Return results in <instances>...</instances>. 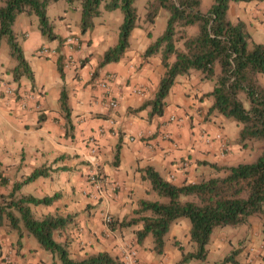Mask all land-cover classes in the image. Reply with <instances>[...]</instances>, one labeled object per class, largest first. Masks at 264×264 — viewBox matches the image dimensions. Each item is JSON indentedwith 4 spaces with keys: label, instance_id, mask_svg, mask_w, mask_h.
<instances>
[{
    "label": "crops",
    "instance_id": "0c3cea01",
    "mask_svg": "<svg viewBox=\"0 0 264 264\" xmlns=\"http://www.w3.org/2000/svg\"><path fill=\"white\" fill-rule=\"evenodd\" d=\"M236 3L239 2L230 3L228 16L234 14L230 11ZM257 9L256 14L250 15L251 19L245 17L247 13L242 16L235 12V20L245 21L253 41L258 35L264 37V2ZM113 14L114 11L103 13L96 19L93 30L85 34L80 32L79 13L73 28L67 24L66 15L60 16L59 22L52 23L62 40L46 39L38 26L34 32H21L23 39L19 41L33 80L25 76L14 78L15 60L6 40L0 42V176L5 178L4 183L0 182V194H8L14 182L34 169L46 168L47 175L24 184L19 193L36 198L58 194L49 204H30V209L38 218L47 214L71 217L56 236L59 241L68 238L72 257L106 251L119 259L125 248L134 247L142 263L175 264L181 258L179 245L185 251L187 245L192 248L187 219H178L170 225L164 252L157 254L150 236L137 241L135 231L140 224L110 230L101 213L109 212L112 218L121 220L132 215L139 199L154 198L149 180L143 177L148 167L168 182L181 185L205 175L204 161L237 164L243 151L236 141L239 126L231 119L208 112L211 98L205 94L213 87L197 72L176 78L162 115L150 116L149 108L135 111L152 98L164 72L158 56L146 59L142 56L155 38L153 24L134 28L124 57L106 65L94 77L103 52L117 41L120 21ZM110 20L114 22L112 26L111 22L108 24ZM70 34L80 42L68 44ZM41 47L54 49L55 55H40ZM59 56H62L63 77L57 69ZM82 58L86 59L83 64ZM106 73L114 74L110 95L118 102L115 108L108 106V95L99 85ZM8 88L13 89V94L6 92ZM62 89L67 94L71 131H67L61 109ZM134 89H140L141 94ZM204 131L211 142H205ZM132 137L135 139L131 140ZM92 141L97 149L96 160L90 166ZM221 141L228 146L225 154L220 149ZM90 167L102 176L99 193L87 181ZM89 190L97 197L90 198ZM30 236L22 225L13 228L4 218L0 225V264H9L8 259L16 264H59L50 253L42 254V247L37 241L31 242ZM217 238L218 235L210 237L209 243L217 244ZM262 244L264 237L249 247L258 248ZM239 255L241 260L233 264H244L248 258L252 264H264V252H249L245 244Z\"/></svg>",
    "mask_w": 264,
    "mask_h": 264
},
{
    "label": "trees",
    "instance_id": "16d2710c",
    "mask_svg": "<svg viewBox=\"0 0 264 264\" xmlns=\"http://www.w3.org/2000/svg\"><path fill=\"white\" fill-rule=\"evenodd\" d=\"M55 1L0 0V42L6 40L10 55L15 60V79L25 76L33 80V72L14 29L17 16L20 13L36 16L42 36L49 40L61 39L54 32V25L48 16V9ZM65 1L71 7L79 5L82 34L93 30L96 19L104 12L119 11L122 16L117 41L103 52L93 72L95 77L99 70L119 61L128 51L131 32L140 26L137 0ZM231 1L252 0H213L207 11L201 10V0H147L146 22H154L158 13L165 12L166 27L161 35L147 45L142 56L145 59L158 56L164 72L152 98L144 101L135 111L149 108L150 116L162 115L166 97L176 78L199 72L203 79L214 82L212 90L205 94L211 98L208 112L222 115L239 125L236 136L239 144L253 141L264 143V86L259 83V75L264 74V43L252 41L245 21L230 20L228 10ZM190 26L197 28L192 34L188 32ZM85 60L82 58L80 63L83 64ZM57 69L63 77L62 56L57 59ZM242 91H245L249 100L247 108L239 98ZM60 103L67 131H71L73 124L64 89L61 90ZM202 136L209 138L205 131ZM118 155L119 145L116 147V160ZM203 164L211 166L215 174L181 185L168 182L152 167L146 168L143 177L149 180L155 197L139 199L131 216L121 220L112 218L108 228L114 230L140 224L141 227L135 231L137 241L142 242L150 236L154 251L162 254L170 225L185 218L190 222L189 240L192 249L185 251L179 245L181 258L175 264H194L207 260V245L215 228L242 226L252 215L264 218V148L252 162L216 164L204 161ZM47 174L46 168L38 167L14 182L8 194H0V225L4 218L13 228L18 229L22 225L59 264H120L117 257L106 251L81 258L72 257L68 238L59 241L56 236L60 235L71 217L47 214L38 218L32 213L30 204H49L58 194L36 198L20 194L19 191L24 184ZM0 182L4 183L5 178L0 176ZM17 244L20 245L19 240ZM235 254L233 252L225 256L221 264L237 263Z\"/></svg>",
    "mask_w": 264,
    "mask_h": 264
},
{
    "label": "rangeland",
    "instance_id": "374dc122",
    "mask_svg": "<svg viewBox=\"0 0 264 264\" xmlns=\"http://www.w3.org/2000/svg\"><path fill=\"white\" fill-rule=\"evenodd\" d=\"M146 2L147 0H137L136 6L138 9V12L140 14V26L141 27H149L148 25L153 24V31L156 34L155 38L163 33L166 27V13L165 12H160L158 13V16L155 18L157 19V23L154 24V22H146L145 15H146ZM212 0H202V6L201 10L202 11H207V9L211 6ZM246 2L249 1H240L239 3L233 4L232 10L230 13L234 14H229V18L232 21H235V14L238 12V14L245 16V13L249 14L248 16H245L248 19H251L250 15H253L254 13L256 14L258 9L257 5L260 4V2H249L246 4ZM230 3H234V1H231ZM242 7H239V6ZM238 8V9H236ZM236 12V13H235ZM78 13L80 14V7L78 4L73 5L72 7L69 6L68 2L65 0H57L53 2L49 9H48V16L52 22H59L61 20L62 15H66V22L73 28L75 26V22L77 21L78 18ZM104 13H109V12H104ZM115 14L113 15H118L119 21H122V16L119 11H114ZM102 19V18H101ZM105 19H103L102 24H104ZM111 22V23H110ZM37 18L34 15L26 14V13H20L15 21V31L16 34L18 35V38L22 41L23 36L22 33L24 30L28 31H33L37 30ZM110 23V24H109ZM111 20L108 22L110 26H112ZM197 30L196 26H190L188 27V32L190 34L194 33ZM34 32V31H33ZM262 35V34H261ZM261 35H258L257 37H260ZM69 36H75L74 34H70ZM254 39L255 42H264V37H260ZM78 38V37H77ZM49 40V39H48ZM253 41V39H252ZM253 41V42H254ZM5 43V41H4ZM116 43V42H115ZM114 43V44H115ZM113 45V44H112ZM200 74L199 72H197ZM209 83L214 85L213 80H208ZM259 83L264 86V74L259 75ZM239 98L242 100V103L244 107H249V100L246 96L245 91H242L239 94ZM238 125V124H237ZM239 126V125H238ZM243 151H241V155L239 157V162H252L255 160V158L258 156V154L261 152V150L264 148V143L262 141H253V142H248L245 145H241ZM215 174V170L209 165H206V170H205V175L204 176H210ZM203 176V177H204ZM202 177H199V179ZM106 214H109V212H102L101 213V218L104 222V216ZM110 215V214H109ZM111 216V215H110ZM112 217V216H111ZM188 220V219H187ZM189 221V220H188ZM105 223V222H104ZM106 224V223H105ZM263 224H264V218L263 216L260 215H252L249 217L248 222L245 223L242 226L238 227H231V226H224V227H218L215 228L211 234V239L214 238L215 236L218 235V243L215 244L213 242H210L209 245L207 246L209 248V255L207 257V260L205 261H199L198 264H221L222 259L233 253L236 252L235 254V260L239 261L241 260V257L239 255V251L245 244L246 247H249L252 242H255L257 240H261L264 237V232H263ZM108 225V224H107ZM223 238V241L220 240ZM30 241L31 242H36L35 238L30 236ZM37 243V242H36ZM128 245V244H127ZM187 249L191 250V247H188ZM42 254L49 253L47 250L44 248L41 249ZM120 264H124L122 261V253L119 256L118 259ZM228 264H233V263H228Z\"/></svg>",
    "mask_w": 264,
    "mask_h": 264
},
{
    "label": "built area",
    "instance_id": "2783aa9c",
    "mask_svg": "<svg viewBox=\"0 0 264 264\" xmlns=\"http://www.w3.org/2000/svg\"><path fill=\"white\" fill-rule=\"evenodd\" d=\"M77 39H78L77 37H69L67 39V42L68 43L77 42ZM38 53L40 55H44V54L55 55V50L54 49H48L47 47H41V48L38 49ZM113 78H114V75L107 74L99 81L100 87L103 89L104 93L108 95L107 104L111 108H115L118 105V102H117L116 98L112 97L110 95V85L112 83L111 81H112ZM6 92L8 94H13V89L8 88L6 90ZM134 92L141 94V90L140 89H134ZM173 118L174 117H172V119ZM203 135H204V133H203ZM134 139L135 138H133V137L131 138V140H134ZM204 140H205L206 143L211 142V139H209L207 137H204ZM91 144H92L91 145L92 158H91V160L89 162L90 166H92L94 164L95 160H96V158L94 156H95L96 149H97V146H96V144L93 141H92ZM220 149H221L222 154L226 153L227 146H226L225 141H221ZM87 181L91 184V186L94 187V189H95V191L97 193H99L102 190V186H103L102 176H101L100 172L96 168L90 167L88 169ZM87 194L92 199L97 197V195L94 196L92 190H89ZM111 220H112V217L109 214H106L104 216V222L106 224L110 223ZM247 249H248L249 252H253V253L256 252V251L257 252L258 251L259 252H264V244H262L258 248L254 247V246H251V247H247ZM122 261H123L124 264H146V263H142V262L139 261L137 250L134 247H127V248H125L122 251ZM8 263L9 264H16V263H14L13 261H11L9 259H8ZM244 264H252V260L250 258H248Z\"/></svg>",
    "mask_w": 264,
    "mask_h": 264
}]
</instances>
